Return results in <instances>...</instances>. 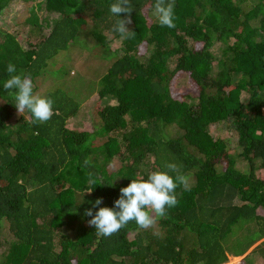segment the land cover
I'll use <instances>...</instances> for the list:
<instances>
[{
	"label": "trees",
	"instance_id": "obj_1",
	"mask_svg": "<svg viewBox=\"0 0 264 264\" xmlns=\"http://www.w3.org/2000/svg\"><path fill=\"white\" fill-rule=\"evenodd\" d=\"M114 2L39 0L48 14L20 16L25 45L0 25V264H223L249 247L236 264H264V0H174V28L158 23L154 0H131V39L113 31L127 18ZM106 31L120 44L89 92L92 128L76 116L78 83L62 78L40 95L53 101L49 121L18 113L3 88L9 63L39 95L50 57L81 34L109 48ZM178 70L193 91L170 84ZM166 163L190 184L167 216L97 235L85 210L114 208L122 187Z\"/></svg>",
	"mask_w": 264,
	"mask_h": 264
},
{
	"label": "clouds",
	"instance_id": "obj_2",
	"mask_svg": "<svg viewBox=\"0 0 264 264\" xmlns=\"http://www.w3.org/2000/svg\"><path fill=\"white\" fill-rule=\"evenodd\" d=\"M152 8L162 27H175L174 0H154ZM109 11L119 17L121 13L127 14V18L116 22L113 31L118 32L121 38L131 39L135 35V32L127 27L131 23L133 11L131 0H115L110 4ZM7 72L9 77L5 80L3 88L11 91L18 113L23 114L27 110L31 114L28 121L30 124H44L49 121L54 114L53 101L48 97L34 94L31 78L16 74L14 64L7 65ZM262 109L264 110V107ZM84 164L87 166L90 161L86 159ZM165 167L168 171H152L148 173L147 178L132 179L126 187H122L119 198L114 201V208L99 207L94 215L91 208L86 209L84 214L91 217L88 223L95 229L96 234L112 236L130 222H135L141 229H149L155 225L157 219L165 218L167 210L178 203L177 188L190 190L188 177L181 172L179 165L166 163ZM101 203L102 198H97L93 206Z\"/></svg>",
	"mask_w": 264,
	"mask_h": 264
},
{
	"label": "rangeland",
	"instance_id": "obj_3",
	"mask_svg": "<svg viewBox=\"0 0 264 264\" xmlns=\"http://www.w3.org/2000/svg\"><path fill=\"white\" fill-rule=\"evenodd\" d=\"M37 1L39 0H12L10 6L0 14V25L13 32L23 45H25V39L29 33L28 28L31 24L21 18V14H23L25 18L30 17L28 16L31 14L30 12L39 14L40 16L48 14L44 8L40 9L38 7ZM43 31H46V29ZM105 33L107 35L106 37L109 39V48L106 44H104V46L100 45L94 38L86 39L82 37V34L80 36H75L67 48L59 51L48 59L45 65V71L39 73L36 77V88L39 95L44 94L49 88L56 86L55 84L57 83L55 82L59 78H62L65 83H78V85H76L77 89L72 88L71 94H79L77 95L78 97L76 96V99L80 101L81 105L76 116L82 122L80 126L86 129L92 128L89 115H91L93 106L97 103L100 105L99 95L96 89L90 94L89 92L92 85L96 82L98 84V78L106 72L109 64L114 60L113 55H108L110 48L114 49V47L120 44L118 38H115L107 31ZM94 42L96 46L92 47ZM77 43H79V45ZM172 66L173 63L170 62L169 67L172 68ZM48 77L51 79L50 84L48 83ZM170 84L174 86L177 85L179 90H194L191 78H189L186 71H176ZM215 126L216 125H213L212 129H215ZM220 134L227 136L229 132L221 129ZM2 231H6L4 225ZM229 249L227 253L230 252ZM248 249L244 253L238 254L239 256H232V254H229L227 260L223 264L238 263Z\"/></svg>",
	"mask_w": 264,
	"mask_h": 264
}]
</instances>
